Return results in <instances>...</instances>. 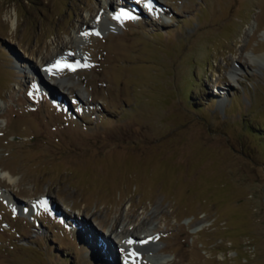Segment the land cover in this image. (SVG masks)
Here are the masks:
<instances>
[{"label": "rangeland", "instance_id": "1", "mask_svg": "<svg viewBox=\"0 0 264 264\" xmlns=\"http://www.w3.org/2000/svg\"><path fill=\"white\" fill-rule=\"evenodd\" d=\"M155 1L0 0V264H264V0Z\"/></svg>", "mask_w": 264, "mask_h": 264}, {"label": "bare ground", "instance_id": "2", "mask_svg": "<svg viewBox=\"0 0 264 264\" xmlns=\"http://www.w3.org/2000/svg\"><path fill=\"white\" fill-rule=\"evenodd\" d=\"M153 6L154 8H159L160 10H162V6L157 3V1L153 0ZM109 8V7H108ZM12 23L15 24L16 23V18L12 19ZM59 68V67H58ZM61 86V85H60ZM58 98V96L55 95V99ZM0 179L5 180L8 184H14L16 181V178L11 176L10 173H8L7 171H2L0 172ZM39 202H34L31 203V207L33 208V210L37 207V205H39ZM133 239H130V247H136L137 245H141L136 239L135 236H133V234H131V236ZM113 238V237H112ZM129 244V243H128ZM128 247V246H127ZM135 249V248H134Z\"/></svg>", "mask_w": 264, "mask_h": 264}, {"label": "snow or ice", "instance_id": "3", "mask_svg": "<svg viewBox=\"0 0 264 264\" xmlns=\"http://www.w3.org/2000/svg\"><path fill=\"white\" fill-rule=\"evenodd\" d=\"M124 15H127V13H124ZM61 66H63V67H70L69 65H61V62H59V61L57 62V65H55L54 67H61Z\"/></svg>", "mask_w": 264, "mask_h": 264}, {"label": "trees", "instance_id": "4", "mask_svg": "<svg viewBox=\"0 0 264 264\" xmlns=\"http://www.w3.org/2000/svg\"><path fill=\"white\" fill-rule=\"evenodd\" d=\"M263 132H264V131H263ZM82 238H83V239H85L83 236H82ZM81 242H83V240H81ZM99 255L101 256V254H100V253H98V255L95 257L97 260H100V257H99ZM96 259H95V260H96Z\"/></svg>", "mask_w": 264, "mask_h": 264}]
</instances>
